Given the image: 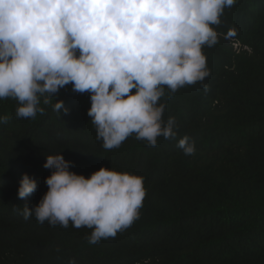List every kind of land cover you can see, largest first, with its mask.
I'll return each mask as SVG.
<instances>
[{
  "label": "trees",
  "instance_id": "trees-1",
  "mask_svg": "<svg viewBox=\"0 0 264 264\" xmlns=\"http://www.w3.org/2000/svg\"><path fill=\"white\" fill-rule=\"evenodd\" d=\"M220 19L218 42L202 49L210 75L170 98L165 89L163 118L175 117L177 137L155 147L133 135L105 149L87 115L89 93L71 84L48 105L41 99L35 118H17L18 101L0 99L9 117L0 124V264H264V0H236ZM184 136L193 155L177 147ZM59 153L85 177L101 166L142 176L139 218L96 244L89 228L24 220L14 208L40 201L52 171L44 161ZM24 173L37 188L21 199Z\"/></svg>",
  "mask_w": 264,
  "mask_h": 264
},
{
  "label": "clouds",
  "instance_id": "clouds-1",
  "mask_svg": "<svg viewBox=\"0 0 264 264\" xmlns=\"http://www.w3.org/2000/svg\"><path fill=\"white\" fill-rule=\"evenodd\" d=\"M236 0H0V99L18 101L17 118L43 114L54 94L71 84L89 93L87 115L105 149L128 137L157 146L176 139L175 117L164 120L160 103L186 85L210 75L204 46L218 42L213 25ZM234 48L239 44L233 43ZM207 92L208 85L202 84ZM53 109L68 113L63 101ZM9 121L0 115V124ZM195 153L188 136L178 140ZM71 161L47 155L48 186L40 201L14 208L24 220L91 229L89 244L114 237L139 218L146 196L143 177L101 166L88 177L70 171ZM24 173L17 195L36 191ZM69 264H76L70 260Z\"/></svg>",
  "mask_w": 264,
  "mask_h": 264
}]
</instances>
